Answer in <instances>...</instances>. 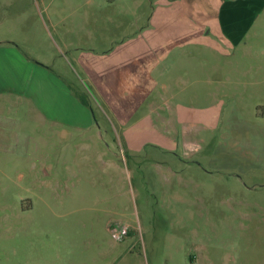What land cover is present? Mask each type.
I'll return each mask as SVG.
<instances>
[{
  "label": "rangeland",
  "instance_id": "374dc122",
  "mask_svg": "<svg viewBox=\"0 0 264 264\" xmlns=\"http://www.w3.org/2000/svg\"><path fill=\"white\" fill-rule=\"evenodd\" d=\"M156 1L0 0V41L47 67L0 93V122L16 123L0 127V264H264V106L253 87L220 90L245 97L221 96L215 128L162 108L146 126L156 134L127 139L74 60L134 34ZM255 19L261 34L264 14ZM67 84L88 113L68 103Z\"/></svg>",
  "mask_w": 264,
  "mask_h": 264
},
{
  "label": "crops",
  "instance_id": "0c3cea01",
  "mask_svg": "<svg viewBox=\"0 0 264 264\" xmlns=\"http://www.w3.org/2000/svg\"><path fill=\"white\" fill-rule=\"evenodd\" d=\"M262 14L264 0H158L148 23L134 34L110 48L82 49L73 56L100 109L125 138L133 129L138 135L156 134L146 126L154 114L164 117L162 108L194 129H212L224 115L223 94L238 103L250 85V96L264 106V25L261 34L255 29V18ZM33 67L47 68L31 65L10 40L0 41V93L28 88ZM232 84L242 85L243 93L221 94ZM63 90L81 116L88 113L91 106L76 95L81 92L68 84ZM5 123L0 127L16 126L14 120Z\"/></svg>",
  "mask_w": 264,
  "mask_h": 264
},
{
  "label": "trees",
  "instance_id": "16d2710c",
  "mask_svg": "<svg viewBox=\"0 0 264 264\" xmlns=\"http://www.w3.org/2000/svg\"><path fill=\"white\" fill-rule=\"evenodd\" d=\"M76 95L83 101L84 104L89 105L88 100L82 95V93L77 92Z\"/></svg>",
  "mask_w": 264,
  "mask_h": 264
}]
</instances>
